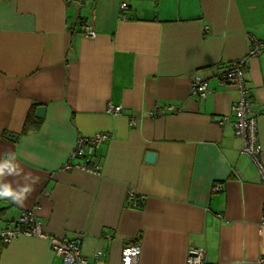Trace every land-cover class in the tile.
I'll return each instance as SVG.
<instances>
[{
  "label": "crops",
  "instance_id": "1",
  "mask_svg": "<svg viewBox=\"0 0 264 264\" xmlns=\"http://www.w3.org/2000/svg\"><path fill=\"white\" fill-rule=\"evenodd\" d=\"M251 37L262 48L245 83L264 168V0H0V163L32 174L21 183L36 180L23 207L0 200V231L34 209L49 235L81 239L87 264H120L129 241L137 264H187L191 248L204 250L203 264H257L264 179L233 131L238 92L216 76ZM195 75L208 82L203 99L191 94ZM168 103L178 109L155 114ZM29 113L40 125L22 133ZM95 132L109 134L100 173L61 170L77 134ZM130 189L138 207L126 204ZM57 262L47 238L0 241V264Z\"/></svg>",
  "mask_w": 264,
  "mask_h": 264
},
{
  "label": "built area",
  "instance_id": "2",
  "mask_svg": "<svg viewBox=\"0 0 264 264\" xmlns=\"http://www.w3.org/2000/svg\"><path fill=\"white\" fill-rule=\"evenodd\" d=\"M128 5L125 1L119 3V17L126 18ZM92 17L94 15L92 14ZM79 32L94 36L95 31L91 26H81ZM262 42L251 37L250 46L247 52L230 62L226 67L220 68L216 72L219 82L226 87H234L238 92V97L233 103L232 109L234 120L232 127L234 134L240 139L242 153L249 155L260 168L261 175L264 179V168L260 163L261 144L259 143L256 130V115L251 107L250 88L245 83V73L247 71L248 60L260 54ZM209 93L208 82L200 75H195L191 83V94L199 99H203ZM178 109L173 104L158 105L155 108V114H164L174 112ZM106 112L112 115L124 113L122 106L107 104ZM227 117H222L220 124L224 123ZM132 122V120H131ZM109 138L106 132H95L91 135L77 134L75 144L69 152L65 162L60 167L61 170L80 169L87 173L98 175L101 171V164L95 160L96 151ZM213 191H220L221 184L214 183ZM132 189L126 195V204L131 207H138L141 202ZM261 223L264 225V204L262 205ZM24 234L47 238L50 247L58 259L55 264H87L86 258L81 253L80 238H59L51 236L42 228L35 210L31 209L22 212L18 217L7 222L0 231V240L3 244L11 238ZM139 245L134 242H126L123 245L120 264H137L139 256ZM102 255V251H97L95 257ZM204 250L202 248H191L187 257V264H203ZM257 264H264V253L257 259Z\"/></svg>",
  "mask_w": 264,
  "mask_h": 264
},
{
  "label": "clouds",
  "instance_id": "3",
  "mask_svg": "<svg viewBox=\"0 0 264 264\" xmlns=\"http://www.w3.org/2000/svg\"><path fill=\"white\" fill-rule=\"evenodd\" d=\"M9 175L19 177V179L14 181L16 187H13V181L5 182L4 178ZM27 177H32V174H22V169L17 171V166L10 163L7 159L0 163V200L7 199L23 207L28 196L34 191L32 185L36 183V180L31 184L20 182Z\"/></svg>",
  "mask_w": 264,
  "mask_h": 264
},
{
  "label": "water",
  "instance_id": "4",
  "mask_svg": "<svg viewBox=\"0 0 264 264\" xmlns=\"http://www.w3.org/2000/svg\"><path fill=\"white\" fill-rule=\"evenodd\" d=\"M80 2H83V0H80ZM260 109H264V107L262 106L258 107V110ZM35 116L37 118L42 119L45 116V106L43 105L38 106L35 110ZM7 136L12 140L15 139V134L9 133ZM154 159H155V153L153 151H147L145 154V160L147 162H153Z\"/></svg>",
  "mask_w": 264,
  "mask_h": 264
},
{
  "label": "trees",
  "instance_id": "5",
  "mask_svg": "<svg viewBox=\"0 0 264 264\" xmlns=\"http://www.w3.org/2000/svg\"><path fill=\"white\" fill-rule=\"evenodd\" d=\"M40 125V121L35 119L33 116V113H29L24 121L23 127L21 132L22 133H26L28 132L30 129H36L38 128ZM1 241V240H0ZM2 243V242H1ZM3 244V243H2Z\"/></svg>",
  "mask_w": 264,
  "mask_h": 264
}]
</instances>
